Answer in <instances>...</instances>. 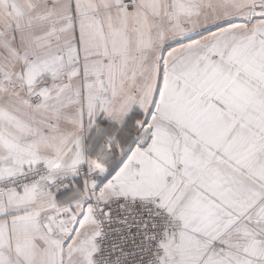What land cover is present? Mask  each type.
<instances>
[{
  "label": "snow or ice",
  "instance_id": "obj_1",
  "mask_svg": "<svg viewBox=\"0 0 264 264\" xmlns=\"http://www.w3.org/2000/svg\"><path fill=\"white\" fill-rule=\"evenodd\" d=\"M0 264H264V0H0Z\"/></svg>",
  "mask_w": 264,
  "mask_h": 264
}]
</instances>
